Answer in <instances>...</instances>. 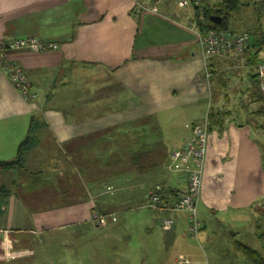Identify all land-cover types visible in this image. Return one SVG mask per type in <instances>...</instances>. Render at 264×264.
Returning <instances> with one entry per match:
<instances>
[{
    "label": "crops",
    "instance_id": "crops-1",
    "mask_svg": "<svg viewBox=\"0 0 264 264\" xmlns=\"http://www.w3.org/2000/svg\"><path fill=\"white\" fill-rule=\"evenodd\" d=\"M179 2L0 0V41L38 38L57 46L8 54L25 71L34 102L13 87L0 60V163L14 161L31 138L21 165L0 170V188L9 190L0 211L2 255L26 240L34 248L27 264H174L180 254L209 264L193 241L229 240L238 264H250L239 244L264 258L250 243L264 240V101L249 62L257 53L262 64L263 52L205 61L193 25L199 8ZM210 112L197 207L203 229L191 236L186 214L173 215L166 228L162 219L172 215L147 203L154 186L174 192L165 206L182 192L186 177L174 178L157 156L179 149L191 137L188 126L208 124ZM116 153L156 158L142 167L125 161L118 174L112 160L101 176L100 157ZM138 208L154 213L138 245L119 230L118 217L94 225L97 211L117 216Z\"/></svg>",
    "mask_w": 264,
    "mask_h": 264
},
{
    "label": "built area",
    "instance_id": "built-area-1",
    "mask_svg": "<svg viewBox=\"0 0 264 264\" xmlns=\"http://www.w3.org/2000/svg\"><path fill=\"white\" fill-rule=\"evenodd\" d=\"M206 0H180L182 8L190 5L199 8V16L194 22L196 28L199 27L198 19L203 20ZM249 36L246 33H228L223 31L208 30L200 32V47L202 57L205 61L213 58L227 57L230 55L243 56ZM55 44L46 43L38 38H15L9 41H0V60L4 71L13 87L30 102L37 101L38 95L32 91L30 81L23 70L15 61L8 57L10 52L27 50L32 53H44L56 49ZM261 79V89L264 92V65L258 70ZM191 130V137L184 144L168 156L167 168L171 173L181 174L186 177V186L175 199L171 206L162 203V187H157L151 192L147 206L158 211H166L171 217L162 219L164 227L169 228L174 224L173 215L184 213L188 215V232L191 236H197L203 229V223L198 218V202L201 194L202 178L205 167V156L209 138L208 124H194L188 126ZM109 191L112 189L109 188ZM117 222V216L104 215L95 212L93 222L97 228H102L108 224ZM189 258L180 254L176 257L174 264H191Z\"/></svg>",
    "mask_w": 264,
    "mask_h": 264
},
{
    "label": "rangeland",
    "instance_id": "rangeland-1",
    "mask_svg": "<svg viewBox=\"0 0 264 264\" xmlns=\"http://www.w3.org/2000/svg\"><path fill=\"white\" fill-rule=\"evenodd\" d=\"M222 1L223 0H219V2ZM242 2L243 4L240 9L235 12L229 19L230 28L231 30H234L237 33H246L249 36L248 54L254 55L258 50H260L261 52H263L262 56H264V45L261 44V36L264 35V0H242ZM228 72L225 71V73ZM215 91L216 88L213 89L214 93H216ZM165 168L168 171L167 162L165 163ZM171 175L174 178L178 177V174L176 173H172ZM157 187H159V185L156 187L154 186V189ZM138 209L132 211H125L117 215L120 221L118 227L121 226L130 232L131 238L133 239V245H138V242L140 240V234L141 232L143 233L145 224L150 220L152 215H154L151 209ZM179 214L182 216L187 215H183L184 213ZM108 223H110L109 220ZM121 227L120 229H118L122 230ZM260 227L261 229L264 227V218L263 220L262 218H260ZM116 235L117 239L122 240L123 235ZM228 241L229 240H226L223 243L219 240H216L212 244H206L203 242H198L196 240H194L193 242L199 248L200 252H202L201 254H203L204 252L207 254L209 264H238V260L240 261V259L237 256H240V254L235 251V246L233 248V245L228 244ZM20 243L23 244V246H21V250L14 252L12 250H8L7 253L5 254L4 252L3 255L0 251V257L3 256V258H1L0 260V264H6L5 262H11L10 264H27L28 262H31L32 257H34V248H27L28 242L26 240H21ZM129 243L131 244V242ZM250 243L257 247V249L261 251L264 250V240L260 243L258 242L257 244H254V241L251 240ZM123 247L124 244L122 243L120 245L121 250H119V252L117 253L119 254L117 256V259H120L119 256L123 254ZM203 248L205 249L204 251ZM19 259L25 261L17 262L19 261Z\"/></svg>",
    "mask_w": 264,
    "mask_h": 264
},
{
    "label": "trees",
    "instance_id": "trees-1",
    "mask_svg": "<svg viewBox=\"0 0 264 264\" xmlns=\"http://www.w3.org/2000/svg\"><path fill=\"white\" fill-rule=\"evenodd\" d=\"M242 4H243L242 0H223L222 2H218L216 5H207L204 8V16H203L204 20L198 19L200 32L205 33L208 30L223 31V32H228V33L235 32L234 30H231V28H230L229 19L235 12H237L240 9ZM212 17L220 18L221 19L220 24H215V23L211 22ZM248 42H249V40H248ZM248 44L249 43H247V45ZM261 44H264V43L261 41ZM247 50H248V46L245 48L244 54L246 53ZM256 56H257V53L249 61L252 63L251 66H253V68L256 67V69H257V73H252L250 75V80L254 86V89H255L254 92L256 93V96L258 97V99L260 101H264V92L261 89L260 78H259V73H258L259 67L261 65H264V61L262 62V64L257 62ZM238 57H242V56H238ZM259 113H264V112L260 111ZM213 116H214L213 113L210 112L209 117H208L209 118L208 128H210V126L212 125ZM30 143H31V138L29 137V138H27V140L25 142H23L19 146L16 159L12 162H1L0 163V170H7V169H12V168H15L17 166H20L21 161H22V157H23L24 153L27 151V149L30 147L29 146ZM153 157L156 158V156H152V155H140V154L135 155V154H132L131 156H126L122 153H116L114 156H109V157H107L106 155L101 156L100 157L101 164H100V168H99L100 175L106 177V174L108 173L106 171L107 170L106 168L108 165L110 167H112L111 166L113 163L112 160L115 161V163H116L114 168H115V172L118 174L120 172V170H119L120 167L125 166V161H126V164H128L127 162L130 161L131 164L138 166V167H142L146 163L153 161ZM157 157L159 159H163V161H165V160H166V162L168 161V158H167L168 155H166V154L162 155V157L161 156H157ZM108 159L110 162L107 164ZM110 169H112V168H110ZM168 192H169V190H166L165 188H163V192L161 194L163 205L167 204V198L168 197L173 196L174 192L173 193L171 192L170 194ZM8 195H9V190H7L6 188H0V211H1L2 201L6 197H8ZM237 249L239 250L241 255L250 264H264V258L259 253H257L255 250L251 249L250 247L239 244L237 246Z\"/></svg>",
    "mask_w": 264,
    "mask_h": 264
},
{
    "label": "water",
    "instance_id": "water-1",
    "mask_svg": "<svg viewBox=\"0 0 264 264\" xmlns=\"http://www.w3.org/2000/svg\"><path fill=\"white\" fill-rule=\"evenodd\" d=\"M211 22H213V23H215V24H220L221 19H220V18H214V17H212V18H211Z\"/></svg>",
    "mask_w": 264,
    "mask_h": 264
},
{
    "label": "bare ground",
    "instance_id": "bare-ground-1",
    "mask_svg": "<svg viewBox=\"0 0 264 264\" xmlns=\"http://www.w3.org/2000/svg\"><path fill=\"white\" fill-rule=\"evenodd\" d=\"M186 184V183H185ZM185 187V186H184ZM112 191V190H111ZM177 194H178V192H177ZM176 196V195H175ZM173 204V203H172ZM168 206V205H167ZM92 219V218H91Z\"/></svg>",
    "mask_w": 264,
    "mask_h": 264
}]
</instances>
